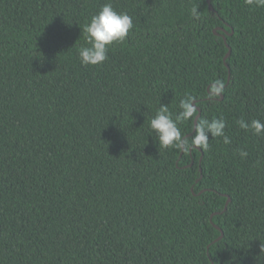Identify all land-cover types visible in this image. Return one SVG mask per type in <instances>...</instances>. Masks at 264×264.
<instances>
[{"label": "trees", "instance_id": "trees-1", "mask_svg": "<svg viewBox=\"0 0 264 264\" xmlns=\"http://www.w3.org/2000/svg\"><path fill=\"white\" fill-rule=\"evenodd\" d=\"M106 2L0 0V264H264V136L237 123L264 121V7L111 0L134 27L84 66ZM189 94L184 136L222 117L230 143L158 146Z\"/></svg>", "mask_w": 264, "mask_h": 264}, {"label": "clouds", "instance_id": "clouds-1", "mask_svg": "<svg viewBox=\"0 0 264 264\" xmlns=\"http://www.w3.org/2000/svg\"><path fill=\"white\" fill-rule=\"evenodd\" d=\"M245 3L264 7V0H245ZM192 15L198 18V9L193 8ZM133 27V18L127 12L118 11L111 0H108L82 28V33L86 34V44L78 48L81 64L84 66L102 64L108 59L110 46L114 43L124 42ZM223 88L222 81L217 80L213 94L219 95ZM194 101L192 95H186L180 101L181 111L175 117L170 113L168 104L160 102L155 116L150 120V129L156 133L154 138L159 147L174 148L187 153L194 148L207 150L210 136L223 137L225 144L231 142L230 138L225 135L226 121L222 117L198 121L191 141L184 136L179 125L181 122L190 121L195 116L197 105ZM237 123L241 129L251 128L256 135L264 136V121L256 119L249 123L240 119ZM239 154L241 158L247 156V152L244 150H241Z\"/></svg>", "mask_w": 264, "mask_h": 264}, {"label": "water", "instance_id": "water-1", "mask_svg": "<svg viewBox=\"0 0 264 264\" xmlns=\"http://www.w3.org/2000/svg\"><path fill=\"white\" fill-rule=\"evenodd\" d=\"M208 1V3H209V6H210V8L212 9V10H214V8H213V6H212V4H211V0H207ZM214 32L216 33V34H218L219 32H218V29H214ZM229 32L228 31H226V30H224V34H222L223 35V37L225 38V40H226V35L228 34ZM230 50L231 49H229V53H230ZM229 53H228V55H229ZM200 110V109H199ZM197 119H198V115H197V117L195 118V126H196V124H197ZM195 129V128H194ZM230 200V197L228 198V201ZM226 206H227V204H226ZM226 206H225V208H226ZM222 236H223V232H222V234H221V236L218 238V239H220V238H222Z\"/></svg>", "mask_w": 264, "mask_h": 264}]
</instances>
